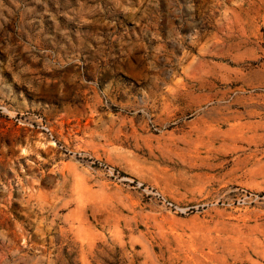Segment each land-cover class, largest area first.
<instances>
[{"label": "rangeland", "instance_id": "rangeland-1", "mask_svg": "<svg viewBox=\"0 0 264 264\" xmlns=\"http://www.w3.org/2000/svg\"><path fill=\"white\" fill-rule=\"evenodd\" d=\"M0 264H264V0H0Z\"/></svg>", "mask_w": 264, "mask_h": 264}]
</instances>
